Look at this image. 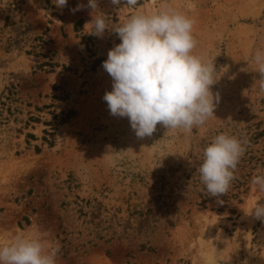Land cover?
I'll return each mask as SVG.
<instances>
[{
    "label": "rangeland",
    "instance_id": "374dc122",
    "mask_svg": "<svg viewBox=\"0 0 264 264\" xmlns=\"http://www.w3.org/2000/svg\"><path fill=\"white\" fill-rule=\"evenodd\" d=\"M87 5L0 0V237L47 232L57 264H264V222L250 215L264 204L251 186L264 174V136L246 144L226 194L208 195L197 171L216 135L264 131L253 61L264 0H99L102 37L90 34ZM164 6L195 20L194 54L214 61L221 99L204 126L158 124L139 138L103 100L112 78L102 63L121 42L113 26Z\"/></svg>",
    "mask_w": 264,
    "mask_h": 264
},
{
    "label": "clouds",
    "instance_id": "9594fccd",
    "mask_svg": "<svg viewBox=\"0 0 264 264\" xmlns=\"http://www.w3.org/2000/svg\"><path fill=\"white\" fill-rule=\"evenodd\" d=\"M120 5L122 0H110ZM135 7L139 0H123ZM58 8L68 0H52ZM85 6L77 4L75 13ZM93 19L90 34L102 37L109 31L99 0H88ZM195 20L175 8L164 6L150 13L138 12L122 24L113 26L120 43L108 51L102 68L112 78L106 101L112 116L126 117L139 138L151 137L157 125L191 132L204 126L220 102L212 87L218 82L214 61L194 54L197 40ZM253 61L259 73V91L264 93V50H257ZM247 142L221 133L203 149L197 171L208 195L226 194L236 179V169L247 151ZM259 172V170H258ZM252 190L264 192V174L251 179ZM223 203V201H220ZM264 222V204L257 202L251 211ZM38 228L19 231L10 238L0 237V264H57L61 245L48 239Z\"/></svg>",
    "mask_w": 264,
    "mask_h": 264
},
{
    "label": "trees",
    "instance_id": "16d2710c",
    "mask_svg": "<svg viewBox=\"0 0 264 264\" xmlns=\"http://www.w3.org/2000/svg\"><path fill=\"white\" fill-rule=\"evenodd\" d=\"M259 125H260L259 123H258V124H255V126H254V130H252L250 136H249L248 138H246V140H243V141H246L247 144H248L249 142L257 141V140H259V138H261L262 136H264V131H259V130H258V129H259ZM249 153H250V152H246V153L244 154V156L241 158V160H240L238 166H240L241 163H244V162L246 161L245 155H247V154H249ZM249 159H250V158H249Z\"/></svg>",
    "mask_w": 264,
    "mask_h": 264
}]
</instances>
